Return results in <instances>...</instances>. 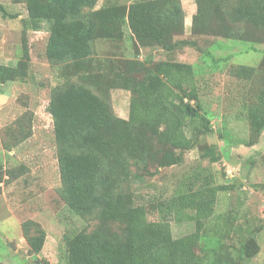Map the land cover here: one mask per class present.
Instances as JSON below:
<instances>
[{
	"label": "trees",
	"instance_id": "16d2710c",
	"mask_svg": "<svg viewBox=\"0 0 264 264\" xmlns=\"http://www.w3.org/2000/svg\"><path fill=\"white\" fill-rule=\"evenodd\" d=\"M23 1L28 11L22 21L23 53L17 65L0 62V89L27 78L31 54L26 32L47 24L46 58L69 76L53 87L47 106L54 120L62 197L75 213L99 221L91 230L68 234L67 264H241L256 255V236L230 248L224 241L227 228L210 233L207 227L219 192L235 184H213L212 175L192 174L182 181L186 189L179 187L168 197L139 199L135 191L142 177L183 163L187 150L199 147L212 162L221 159L218 146L200 145L215 130L201 103L198 68L182 60L139 57L143 47L174 53L198 45L176 38L185 32L181 0H134L99 8V0ZM197 3L194 31L205 28L237 41L264 43V0ZM125 26L136 58L98 55L97 40L123 39ZM205 54L219 60L209 50ZM232 73L246 84L244 113L254 136L244 141L253 145L264 130V52L259 65H234ZM116 84L131 91L129 118L114 111L109 90ZM250 88L254 100L248 103ZM31 122L25 113L6 128L4 145L16 146L30 136L25 126ZM15 170H8L10 178L27 167ZM4 175L0 165V182ZM173 222H195V228L176 237ZM24 234L32 251L41 252L46 232Z\"/></svg>",
	"mask_w": 264,
	"mask_h": 264
},
{
	"label": "rangeland",
	"instance_id": "374dc122",
	"mask_svg": "<svg viewBox=\"0 0 264 264\" xmlns=\"http://www.w3.org/2000/svg\"><path fill=\"white\" fill-rule=\"evenodd\" d=\"M132 1L99 0L96 7ZM181 2L185 10V32L176 38L195 40L198 45L184 46L174 53L143 47L139 57L182 60L198 68L201 103L215 130L213 135L203 137L200 145L215 144L221 159L212 162L199 147L187 150L183 163L160 169L152 176L144 175L136 183L135 191L140 193L139 199L168 197L179 187L186 189L182 181L192 174L212 175L213 184H235V189L219 192L215 213L207 221L208 230L211 233L219 228L225 232L227 228L229 235L224 241L230 248L256 236L260 251L243 259L241 264H264V130L255 144H247L254 130L244 113L246 84L232 73L234 65H259L264 43L237 41L208 33L205 28L194 31L193 17L199 11L197 0ZM27 16L23 0H0V62L17 65L21 59L22 21ZM125 29L123 39H98V55L136 58L133 37L127 26ZM26 33L31 54L28 76L25 80L9 81L0 89V165L5 172L0 182V263L67 264L68 234L82 228L91 230L99 221L94 216L75 213L62 197L54 120L47 106L53 87L69 76L64 68L46 58L49 26L43 24L39 30L28 29ZM207 50L219 60L215 62L206 56ZM109 96L116 114L129 118L131 91L116 84L110 87ZM247 97L248 103L254 100L251 88ZM25 113L32 117L31 124L25 126L26 131L31 129L30 136L16 146H5L6 128ZM20 165H25L27 170L10 178L8 170L16 171ZM194 228L195 222H173L176 237ZM41 229L46 232V240L41 252L35 253L24 231L37 235Z\"/></svg>",
	"mask_w": 264,
	"mask_h": 264
},
{
	"label": "water",
	"instance_id": "95a60500",
	"mask_svg": "<svg viewBox=\"0 0 264 264\" xmlns=\"http://www.w3.org/2000/svg\"><path fill=\"white\" fill-rule=\"evenodd\" d=\"M33 252V251H32ZM39 264V263H38Z\"/></svg>",
	"mask_w": 264,
	"mask_h": 264
}]
</instances>
